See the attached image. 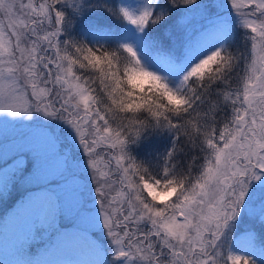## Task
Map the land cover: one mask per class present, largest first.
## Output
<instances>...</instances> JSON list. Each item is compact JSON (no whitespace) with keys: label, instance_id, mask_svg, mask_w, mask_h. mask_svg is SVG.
Here are the masks:
<instances>
[{"label":"snow or ice","instance_id":"snow-or-ice-1","mask_svg":"<svg viewBox=\"0 0 264 264\" xmlns=\"http://www.w3.org/2000/svg\"><path fill=\"white\" fill-rule=\"evenodd\" d=\"M0 117V203L55 202L25 255L264 264V0H0Z\"/></svg>","mask_w":264,"mask_h":264},{"label":"rangeland","instance_id":"rangeland-1","mask_svg":"<svg viewBox=\"0 0 264 264\" xmlns=\"http://www.w3.org/2000/svg\"><path fill=\"white\" fill-rule=\"evenodd\" d=\"M4 119L5 118L0 117V139L4 136L9 137L10 142L5 145V147L7 148L9 155H11L14 150L15 143H19V139L26 129L15 124H5L3 123ZM36 144L40 148L44 160L41 171L37 174L33 183L46 184L49 179L58 178V165L56 160L52 157L51 149L44 140L38 139ZM37 193L38 192L34 193L33 197ZM56 194L61 198L64 206L69 207L74 203L76 186L71 182L62 184ZM46 198H49L48 194L42 192L39 198L42 206L44 205ZM51 200L54 204V198ZM25 202L26 201L14 204L10 200L6 204L0 203V264H44L43 256L52 247V245H50L48 249H41L35 256H28L24 254L23 246L32 236L34 226L37 221L40 220L41 215V210L36 211L27 209L24 212L17 214V217L11 220L9 215L12 212V209H14L16 205L17 207L23 208V204ZM19 215L26 217L24 222H20ZM11 222L15 223V225L12 226ZM258 257L259 253H257V258ZM67 260H69V258L65 254L50 264H66L65 262Z\"/></svg>","mask_w":264,"mask_h":264},{"label":"bare ground","instance_id":"bare-ground-1","mask_svg":"<svg viewBox=\"0 0 264 264\" xmlns=\"http://www.w3.org/2000/svg\"><path fill=\"white\" fill-rule=\"evenodd\" d=\"M41 193L42 192H38L36 195H34L31 201H26L23 205V208L15 206L10 213L9 218L12 220L14 217H17V214L20 212H24L27 209H32L36 211L41 210L40 220H42L44 216L54 207V204L50 198H46L44 205L42 206L39 199ZM25 219L26 217L20 216V222H24ZM11 225L14 226L15 223L11 222ZM65 254L69 258V260L65 262L66 264H88L89 261L95 259L94 254L88 249L86 245L74 238H69L63 242L57 241L52 244L50 253L47 254L44 264H50Z\"/></svg>","mask_w":264,"mask_h":264}]
</instances>
